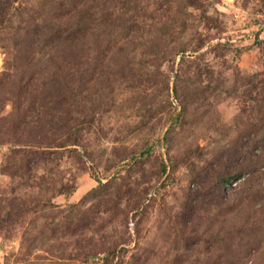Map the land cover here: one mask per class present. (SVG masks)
<instances>
[{"label": "rangeland", "instance_id": "obj_1", "mask_svg": "<svg viewBox=\"0 0 264 264\" xmlns=\"http://www.w3.org/2000/svg\"><path fill=\"white\" fill-rule=\"evenodd\" d=\"M0 264H264V0H0Z\"/></svg>", "mask_w": 264, "mask_h": 264}]
</instances>
